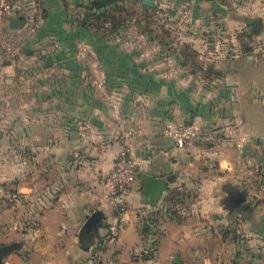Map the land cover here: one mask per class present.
Returning a JSON list of instances; mask_svg holds the SVG:
<instances>
[{
    "label": "crops",
    "instance_id": "1",
    "mask_svg": "<svg viewBox=\"0 0 264 264\" xmlns=\"http://www.w3.org/2000/svg\"><path fill=\"white\" fill-rule=\"evenodd\" d=\"M33 2L12 0L0 16V73L25 80L0 94V184L27 198L26 223L10 210L22 246L4 264H264V52L242 42L261 31L240 34L256 17L244 10L264 2L189 0L195 20L181 39L156 20L98 31L83 13L66 17L67 0H57L62 20L44 22L57 32L23 36ZM171 121L203 137L178 146L164 131ZM124 147L139 166L130 224L115 235L107 177ZM141 172L168 179L157 203L145 201ZM97 211L93 234H82Z\"/></svg>",
    "mask_w": 264,
    "mask_h": 264
},
{
    "label": "rangeland",
    "instance_id": "2",
    "mask_svg": "<svg viewBox=\"0 0 264 264\" xmlns=\"http://www.w3.org/2000/svg\"><path fill=\"white\" fill-rule=\"evenodd\" d=\"M35 1V2H33ZM51 1L50 4H46L43 6H38V2L36 0H32V4L33 6H38L37 10L34 8L31 13H30V24L28 26H26L24 28V30L21 32L23 34V36H26L32 32H50V33H54V32H57L56 28L54 30H50L47 28V25H45V20H62L64 17H65V14H64V10L63 9H59V6H58V3H57V0H49ZM136 1V0H135ZM137 1H140V0H137ZM243 1V0H242ZM260 3H263L264 0H259ZM262 1V2H261ZM131 2H134V0H123V3L121 5V7H117L116 10L113 11L111 17L109 18H103L102 20H108V23L107 25L109 26L108 28H111L113 26V24L111 25V23L109 22V20H112V17H113V14H116V16H118L115 20H135L134 22H136V20H156L154 18V15H153V12H154V9H150V11H148L147 13H144L142 10L138 9V5L136 6L135 5V8H131V11L128 9L132 3ZM156 3H158V5L162 6L165 10H167V12L170 14V15H175L176 12H178L179 10H182L183 8H185V6H189L193 9V13L196 11L195 9V4L194 6H192L193 4H190L189 0H183V3L180 5V1H177V0H155ZM157 5V4H156ZM134 6V5H133ZM181 6V7H180ZM63 10V11H62ZM245 14L246 15H254L256 17H260L262 16L264 18V6H260L259 8L257 9H245L244 10ZM36 12V13H35ZM85 9L83 7H78L76 6V4L72 1V0H67V7H66V17H71L73 19L77 17L78 14H85ZM133 12V13H132ZM201 13V11H199ZM199 13V14H200ZM205 13L204 11H202V13L198 14L199 18H197L198 20H213L215 19V13H221L220 11L218 12H211V14L213 15H210L208 13V15L206 14H203ZM36 14V15H35ZM50 14V16H49ZM52 14V16H51ZM215 14V15H214ZM6 15V13L4 14V16ZM69 15V16H68ZM222 15V14H220ZM244 15V20H249V16H246ZM35 17V18H34ZM210 17V18H208ZM121 18V19H120ZM196 19V20H197ZM193 20H195V17L193 16ZM103 32V30H101ZM242 31V32H241ZM240 34H246L247 32H251L252 31V25L250 26L248 23H245L242 27V30H241ZM260 34L259 35H254L253 37H248L246 39L243 38V41L244 42V48H245V43H250L251 40L254 41V44L258 45L257 47V52L259 55H262L261 52H264V47L262 48V46H264V27L260 30ZM110 31H108L109 33ZM207 30H203L202 31V34H207ZM21 33H19V35H21ZM239 34V32L236 33V35ZM7 35V34H6ZM11 35V34H9ZM249 35V34H248ZM238 39V37H237ZM240 42V41H239ZM233 43H227V46L229 47L230 45H232ZM7 46L11 47V48H15V47H19L21 48L22 45H21V41H8V44ZM6 48V47H5ZM23 58V57H22ZM20 57V59H22ZM3 60H12V61H17V66H19L20 64V60L19 58H16L14 57L13 55L11 54H7L4 56ZM23 60V59H22ZM27 63V61L25 62ZM28 63H30V61H28ZM27 63V64H28ZM21 65H24V63ZM12 78H15L18 80V83H19V87L20 88H24L25 83L24 81V76L21 74V73H10V72H5V71H2V73H0V94H3V97L10 91V80ZM13 79V80H15ZM16 81V80H15ZM22 81V82H21ZM264 176V175H263ZM26 204V201L20 205H17L13 202H9V201H3L0 203V206H1V209L0 210H4L3 211V215H4V218H3V221H4V230L3 232H0V245L2 244H8V243H12L14 241H17L19 240L20 237H18V234H16L15 232V227H13V223L11 221V218H10V210H12V212H17V210L20 208L22 209V212H23V215L21 216L22 217V222L23 223H26L24 220L26 217H24L25 215V212L24 210H26L27 207L23 206L22 205H25ZM6 211L8 213H6ZM5 213L7 214V216L5 215ZM6 217V218H5ZM216 264H226L224 262H218Z\"/></svg>",
    "mask_w": 264,
    "mask_h": 264
},
{
    "label": "built area",
    "instance_id": "3",
    "mask_svg": "<svg viewBox=\"0 0 264 264\" xmlns=\"http://www.w3.org/2000/svg\"><path fill=\"white\" fill-rule=\"evenodd\" d=\"M156 4L153 14L156 21L172 31L178 39H181L193 23V9L187 6L175 15H170L162 6L158 5V3ZM11 6L12 0H0V16L7 13ZM164 131L178 146H183L203 137L201 130L197 126L176 124L172 121L166 124ZM238 147L242 148V144L239 143ZM138 166L139 162L124 147L107 177L109 186L107 199L112 204L117 216L116 222L110 226L111 232L115 235L123 232L130 224L129 196L132 192L134 179L138 174ZM258 190L264 196V182L259 185ZM26 199L25 193L5 184H0V203L9 201L15 204H22Z\"/></svg>",
    "mask_w": 264,
    "mask_h": 264
},
{
    "label": "water",
    "instance_id": "4",
    "mask_svg": "<svg viewBox=\"0 0 264 264\" xmlns=\"http://www.w3.org/2000/svg\"><path fill=\"white\" fill-rule=\"evenodd\" d=\"M144 3L153 7L156 6V2L154 0H144ZM249 23L253 25L254 34H258L264 26V20L262 17H251ZM248 148L249 147L247 145L243 148V154H246L248 152ZM140 175L142 176L145 183V201L150 203H157L163 192L168 189V179L165 177L153 176L144 172H141ZM244 198L245 193L242 191H238L230 199V201L234 205H239L243 202ZM101 215L102 213L100 211L92 214L82 227L81 233L92 235L96 225L102 218ZM21 246V241H14L12 243L0 245V264H4V260L7 258V256L19 250Z\"/></svg>",
    "mask_w": 264,
    "mask_h": 264
},
{
    "label": "trees",
    "instance_id": "5",
    "mask_svg": "<svg viewBox=\"0 0 264 264\" xmlns=\"http://www.w3.org/2000/svg\"><path fill=\"white\" fill-rule=\"evenodd\" d=\"M78 7H83L85 9V14L83 16V25L87 27H94L96 30L104 32L113 31L115 32L119 28V23H122L123 19L115 20L118 16L113 14L112 20H109L111 28H108L107 25L108 20H102L103 18H110L113 11L117 9V7H121L123 0H74ZM155 1V0H154ZM146 9L155 8L150 5L145 6ZM131 8H135V6H130L128 9L131 11ZM133 13V12H132ZM108 16V17H107ZM112 32V33H113ZM248 33V32H247ZM252 32L249 33V36H252ZM253 50L252 47H248L246 51Z\"/></svg>",
    "mask_w": 264,
    "mask_h": 264
}]
</instances>
